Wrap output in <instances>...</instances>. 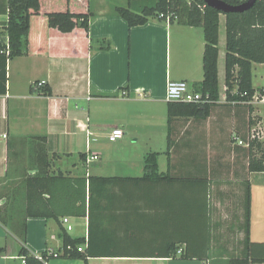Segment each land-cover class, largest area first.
<instances>
[{
  "label": "crops",
  "instance_id": "obj_1",
  "mask_svg": "<svg viewBox=\"0 0 264 264\" xmlns=\"http://www.w3.org/2000/svg\"><path fill=\"white\" fill-rule=\"evenodd\" d=\"M141 1L43 0L41 14L31 17L22 36L23 55L8 61L7 93L0 95V134H8L7 143L0 144V264H25L19 255L24 232L27 248L36 256L49 254L48 264H229L245 255L248 186L250 242L264 254V173L249 171L250 157L261 158L255 152L264 143V102L258 99L264 94L253 87L257 92L251 101L227 100L226 34L220 21L219 100L207 119L172 121L167 155L168 86L185 81L197 88L203 81L204 30L157 20L130 28L116 8L132 10ZM5 6L6 0L0 4L1 22L7 21ZM88 8L89 34L49 27L48 12ZM100 40L111 48L99 49ZM38 82L45 87L36 91ZM109 119L118 125L107 126ZM106 128L108 140L121 129L144 134L147 144L164 128L166 149H150L139 160L120 150L116 159L104 158L92 151L91 142ZM252 134L259 138L250 151ZM150 153L159 154L160 178L133 180L146 175ZM81 154L99 159L87 163ZM91 164H98L95 173ZM40 173L85 179L87 185L91 177L117 180L92 182L91 220L89 192L85 217H29L25 183ZM57 198V212L71 207L64 191ZM64 234L84 240L83 255L91 243L104 257H65ZM240 248L242 255L236 256Z\"/></svg>",
  "mask_w": 264,
  "mask_h": 264
},
{
  "label": "trees",
  "instance_id": "obj_2",
  "mask_svg": "<svg viewBox=\"0 0 264 264\" xmlns=\"http://www.w3.org/2000/svg\"><path fill=\"white\" fill-rule=\"evenodd\" d=\"M43 0H6L4 14L8 16V21L4 25L6 34L9 37L10 51L4 53L6 48L4 42L0 43V95L7 93V65L8 61L22 56V36L29 31L30 19L34 15L41 14ZM129 3L141 0H128ZM230 5H240L247 0H223ZM89 3V0H87ZM116 13L123 18L130 28L143 26L150 21L177 23L181 26L200 27L204 30L205 50L203 55L204 79L197 86V90L208 93L213 100V104H192L169 102L168 112V150L170 155L172 147L171 123L175 118H196L207 119L212 106L219 100V27L220 16L216 9L208 7L203 0H155L153 5L144 6L140 11L135 12L131 8H116ZM226 17V97L227 100L251 101L256 90L253 88V64L264 65V0H258L253 9L241 14H228ZM49 27L63 34L73 33L75 30H83L89 34L90 19L92 12L88 8L87 12H57L53 10L46 14ZM99 49L109 50L111 44L107 40L97 41ZM235 92V94H233ZM260 94H264V89H260ZM246 94V95H245ZM109 97V96H108ZM254 142H249V150L254 148ZM261 146V145H260ZM158 153H150L146 156V175L143 178L133 180H150L160 178L158 173ZM80 159L85 161L86 155L81 154ZM249 171L264 173V153L261 158L250 157ZM102 180L111 182L117 178H89V183L85 179H74L58 176H50L40 173L33 178H29L26 183V214L29 217H42L46 219L66 216L85 217L87 215L86 197L89 192L88 211L91 220V200L92 182ZM70 184L69 187H67ZM77 185L74 189L72 185ZM88 186V189H87ZM65 192V204L71 203L64 212H57L54 206L56 202H61L58 195ZM44 195H50L48 200ZM57 198V199H56ZM246 241L245 255L235 258L229 264H254L264 263V254H257L254 247L257 244L250 242L251 223V191L248 186L246 194ZM69 202V203H68ZM78 203L80 205L78 206ZM91 224V223H90ZM26 232L23 234L22 245L19 255L24 258L25 264H48L51 256L47 253L41 256L33 254L26 246ZM65 257L75 259L88 257H104L94 251L95 248L90 243L86 255L77 250L69 251L68 246L77 247L82 245L83 239L71 240L63 235ZM87 263V262H86ZM88 264V263H87Z\"/></svg>",
  "mask_w": 264,
  "mask_h": 264
},
{
  "label": "rangeland",
  "instance_id": "obj_3",
  "mask_svg": "<svg viewBox=\"0 0 264 264\" xmlns=\"http://www.w3.org/2000/svg\"><path fill=\"white\" fill-rule=\"evenodd\" d=\"M118 1L119 3L126 5V0H114ZM5 3V0H0V4ZM153 5L152 0H143L141 2L136 3V5L133 6L132 10L135 9L138 6H149ZM3 17H0V20H3ZM221 26H222V33L223 35L226 34L225 32V16L221 15ZM219 63V68H220ZM176 63H174V68L176 69ZM224 67V66H223ZM221 69V68H220ZM224 73L220 74V87L222 90H224ZM253 87L257 90L260 91V89H264V66L256 64L255 67L253 68ZM107 126H116L118 123L114 119H109L105 123ZM106 126V127H107ZM107 130H103L102 135H100V139L98 141H93L91 142V149L93 152L97 153L100 152L102 153L103 157L106 158L108 157L109 159H116L117 157V151H123L121 155H126V156H132L134 160L136 159H142L144 153L147 151H151L150 149H153V152L158 151L162 152L166 149V133L163 132L159 133L156 132L154 133V138L152 142H149L147 144L146 136L144 134H136L133 135L131 131L125 132L126 135L123 140L117 141L115 143H112L108 140V128ZM149 137V136H148ZM151 147V148H150ZM256 149V147H255ZM255 152V154L263 155L264 153V143L259 146ZM164 155V154H161ZM98 164H91L90 170L92 173H95V169L97 168ZM12 231H8V238H13L12 237ZM241 248L240 251L237 249V254L236 256H240L241 254Z\"/></svg>",
  "mask_w": 264,
  "mask_h": 264
},
{
  "label": "built area",
  "instance_id": "obj_4",
  "mask_svg": "<svg viewBox=\"0 0 264 264\" xmlns=\"http://www.w3.org/2000/svg\"><path fill=\"white\" fill-rule=\"evenodd\" d=\"M8 21V16H7ZM0 21V35L5 34L4 25L7 23ZM4 42L6 48L4 50V53L9 54L10 51V45H9V37L8 35L0 36V43ZM45 87V82H38L35 84L34 89L36 91L41 90ZM246 95V94H245ZM259 101L264 102V98H258ZM167 100L169 102H180V103H192V104H213V100L211 99L210 94L203 93L197 90V88L185 81L182 82H171L168 86V93H167ZM125 135L124 131L121 129H115L113 130L112 134L109 136V140L111 142H116L117 140L123 138ZM259 137L256 134H252L250 137L249 142L257 140ZM8 141V134L3 133L0 134V144H6ZM249 142L247 143V146L249 147ZM239 145H245L243 141H239ZM99 157L97 155H88L86 162L90 163L92 161L98 160ZM63 223L66 226L67 231H72L73 227L69 224V219L64 218ZM79 252H84L83 246L78 247ZM57 256V255H56ZM22 260L24 261V258L22 257Z\"/></svg>",
  "mask_w": 264,
  "mask_h": 264
},
{
  "label": "water",
  "instance_id": "obj_5",
  "mask_svg": "<svg viewBox=\"0 0 264 264\" xmlns=\"http://www.w3.org/2000/svg\"><path fill=\"white\" fill-rule=\"evenodd\" d=\"M205 4L213 9L218 10L223 15L228 14H241L250 11L255 7L258 0H247L243 4L234 6L227 4L223 0H203Z\"/></svg>",
  "mask_w": 264,
  "mask_h": 264
}]
</instances>
